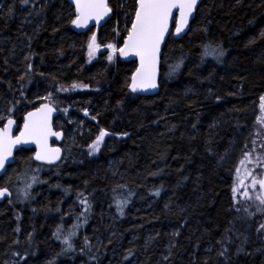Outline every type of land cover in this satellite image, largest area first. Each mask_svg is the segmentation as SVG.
I'll return each instance as SVG.
<instances>
[{"label":"trees","instance_id":"1","mask_svg":"<svg viewBox=\"0 0 264 264\" xmlns=\"http://www.w3.org/2000/svg\"><path fill=\"white\" fill-rule=\"evenodd\" d=\"M108 5L100 30L78 34L68 0H0V127L48 102L63 134L57 166L20 151L0 179V264H264L260 192H232L264 114V0H202L167 39L153 96L129 91L134 62L105 54L135 0ZM206 45L223 56L202 61ZM101 129L112 136L90 155Z\"/></svg>","mask_w":264,"mask_h":264},{"label":"snow or ice","instance_id":"2","mask_svg":"<svg viewBox=\"0 0 264 264\" xmlns=\"http://www.w3.org/2000/svg\"><path fill=\"white\" fill-rule=\"evenodd\" d=\"M22 2L27 3L28 0H22ZM72 2L75 4V18L72 19L71 23L78 28L86 26L88 21L93 19L99 23L111 11L106 0H72ZM197 2L198 0H135L134 17L131 19V27L127 29V36L124 39L123 47L117 49L113 44L106 45L111 50L108 55L109 61L113 59V55L117 51H119L121 56L131 54L138 58L139 66L133 72L131 83L128 85L133 93L138 90L142 91L157 87V66L160 61L161 45L165 43L167 35L178 36L184 31L188 26L189 17L192 16ZM174 9L177 10L178 14H174ZM10 13L11 9L9 10ZM170 22H174L175 24L174 33H170ZM98 47L96 36L93 34L88 44L90 58ZM223 54V50L218 46L212 47L206 45L201 59L203 61L207 56L211 55L214 59L219 60ZM179 66V64L172 66L171 71L175 72ZM72 87L75 88L78 85L73 84ZM260 109L264 112V96L260 97ZM53 111L54 109L48 104H42L35 112H29L24 117V126L19 136L14 138L11 135V126L14 121L8 119L4 127L0 128V169L4 168L5 163L11 157L13 147L21 143L34 142L36 144L37 151L34 158L38 161L52 163L60 158V149L49 148L47 142L49 136L59 137L61 135L59 132L52 131L50 117ZM85 115H88L87 111H85ZM0 119H3V117H0ZM107 135L109 133L104 129L100 130L95 141L88 146L90 155L99 151L103 138ZM245 155L247 157L249 154L246 153ZM237 171L239 172V169ZM32 179L33 181L36 180L35 177ZM257 183H259L260 189L264 190V179L258 181L253 177L252 187L254 188ZM28 188H31V184L25 186L23 190L25 195H27ZM237 191V187L232 188L234 199ZM7 193V188H0V197L5 196ZM256 199L259 200L261 206H264V195H258ZM80 203L84 206L85 211H87L89 208L87 198L81 199ZM260 228L264 229V224H261ZM74 234L70 233L63 240V243L68 245L69 248H71L70 236Z\"/></svg>","mask_w":264,"mask_h":264},{"label":"water","instance_id":"3","mask_svg":"<svg viewBox=\"0 0 264 264\" xmlns=\"http://www.w3.org/2000/svg\"><path fill=\"white\" fill-rule=\"evenodd\" d=\"M108 1L109 0H106V3L108 4ZM69 4L71 5L72 9L74 10V14H75V4L72 2V0H68ZM202 2V0H198L197 2V5H196V8L194 9L193 11V14L191 17H189V23H188V26L184 29L183 32H181L178 36L177 35H172V34H169L165 37V43L167 41V39L170 37V35L173 36L174 39H180L182 37H184L188 30H189V27H190V24L191 22L193 21L194 19V15H195V12H196V9L197 7L200 5V3ZM174 11V14H178L177 13V10H173ZM111 11L108 13L107 16H104L103 19H101L99 21V23L96 22V20H89L87 25L86 26H82V27H75V30L78 34H86L87 32H89L90 30H95V31H98L100 30V28H102L105 23H107L110 19H111ZM169 28H170V33H174L175 32V24L174 22H170V25H169ZM165 43H163L161 45V51L165 45ZM124 45V40H123V43H122V46L123 47ZM161 56V55H160ZM119 58L122 62L124 63H127V62H134L136 64V67H135V70L136 68L139 66V60L136 56L134 55H127V56H121L119 54ZM160 63V61H159ZM134 70V71H135ZM132 76V75H131ZM158 78H159V64L157 66V77H156V81H157V87L156 88H150V89H147V90H138L137 92L133 93L130 88L128 87L129 91L136 95V96H153L157 93L158 91ZM131 83V77H130V81H129V84ZM42 104H48V103H42ZM38 105L35 109H32L30 111H28L24 117L29 113V112H35V110L39 107H41V105ZM50 107H52L54 109V111L51 113V117H50V123H51V127H52V131L54 132H59L61 135L59 137H56V136H49L48 137V147L51 148V149H55V148H59L60 149V145L63 141V134L61 131H56L54 130V127H53V122H54V119L56 118V115H57V110L50 104H48ZM24 117L22 119V123L18 126V124H16V121L13 119V118H10L14 121L13 125L11 126V135L12 137H16V136H19L20 134V131L23 129V126H24ZM8 120L5 121L4 125L7 123ZM4 125L0 128H3ZM112 136V134L109 133V135H107L106 137H110ZM25 150H32L33 151V162L39 166H43V167H55L57 166L60 162H61V159H62V153H61V149H60V153H59V159L55 160L54 162L52 163H48L47 161H38L36 160L34 157H35V153L37 151V146L34 142H28V143H21V144H18L16 145L15 147H13L12 149V155L11 157H9V159L7 160V162L5 163V166L3 169H0V179L4 176V174L6 173L7 169L12 166L14 164V158H15V155L20 152V151H25ZM264 179V178H263ZM262 195H264V190H262ZM12 198V195H11V192L8 190V193L5 194V196L3 197H0V204L6 202V201H10Z\"/></svg>","mask_w":264,"mask_h":264},{"label":"rangeland","instance_id":"4","mask_svg":"<svg viewBox=\"0 0 264 264\" xmlns=\"http://www.w3.org/2000/svg\"><path fill=\"white\" fill-rule=\"evenodd\" d=\"M115 46L117 49L121 48V45L116 44ZM102 50L103 49L101 47H98L94 51L91 58L95 59L98 52H101ZM110 51L111 50L109 48L106 49L105 54L107 59ZM118 53L119 51L114 53L113 59L111 61H114L116 57L119 58ZM248 147L249 148L246 153L249 155L247 157L244 155L242 158L243 163H241L239 167V173H237L239 183L237 185L238 191L235 193V195H238V197L244 199L243 201H245L247 198H251L252 191H255V189L260 192V195H262V190L260 189L259 183L256 184V188L252 187V179L255 177L259 181L264 178V114L262 115V118H260V122L256 124V127H254L252 138ZM250 165L252 167H248ZM245 193H247V195H245Z\"/></svg>","mask_w":264,"mask_h":264}]
</instances>
